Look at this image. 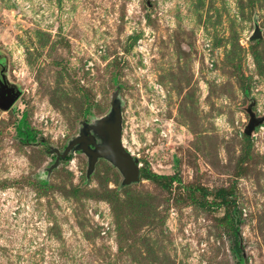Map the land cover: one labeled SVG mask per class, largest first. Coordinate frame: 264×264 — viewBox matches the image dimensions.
Returning a JSON list of instances; mask_svg holds the SVG:
<instances>
[{"label": "rangeland", "instance_id": "374dc122", "mask_svg": "<svg viewBox=\"0 0 264 264\" xmlns=\"http://www.w3.org/2000/svg\"><path fill=\"white\" fill-rule=\"evenodd\" d=\"M0 54L23 91L0 109V264H264V122L244 132L251 103L264 115V0H0ZM117 90L125 146L170 190L104 159L87 178L82 151L48 175ZM221 188L235 208L198 203Z\"/></svg>", "mask_w": 264, "mask_h": 264}, {"label": "water", "instance_id": "95a60500", "mask_svg": "<svg viewBox=\"0 0 264 264\" xmlns=\"http://www.w3.org/2000/svg\"><path fill=\"white\" fill-rule=\"evenodd\" d=\"M262 37V29L256 24L250 39L258 40ZM22 93L20 87H10L6 82H2L0 84V109L10 110L22 96ZM247 111L250 117L244 132L251 136L256 128L263 124L264 115L260 116L256 113L253 109V103L248 106ZM123 121L122 99L119 90H117L112 95L109 112L93 121L84 122L79 133L68 141L64 150L50 146L48 151L57 156L55 162L48 168V175L59 167L62 160L66 159L69 154L82 151L88 158L87 178H90L95 172L98 161L104 159L122 174L123 185L139 182L142 164L139 157L125 146Z\"/></svg>", "mask_w": 264, "mask_h": 264}, {"label": "trees", "instance_id": "16d2710c", "mask_svg": "<svg viewBox=\"0 0 264 264\" xmlns=\"http://www.w3.org/2000/svg\"><path fill=\"white\" fill-rule=\"evenodd\" d=\"M258 58V56H257ZM245 93L249 94V90L247 88H245ZM27 114L24 113L21 117V119L19 120V124H18V134L20 135L22 142L24 143H29V142H36L38 141V137H37V132L35 130H32L28 123H27ZM247 138H249L248 135H246ZM251 148L250 145L245 148L244 152H243V156H242V162L247 161V159H249V157L251 156ZM72 155H69L65 161H68L70 159ZM141 176L147 179H151L155 182H158L160 184V186L163 189L166 190H170L172 188L173 182L178 180L176 175H165V174H158L156 172L151 171L148 166H144L142 167L141 170ZM47 181L44 180L42 181V183H46ZM194 193V192H193ZM206 194V193H205ZM204 194V195H205ZM235 192L232 188H221L217 191V193L215 194L214 200L210 202H208V200L205 199H200L198 200V203H200L203 207H212L213 205H217L219 207H225L227 208H235L236 204H237V199ZM192 198H195L196 196L192 195ZM212 205V206H211ZM227 219L228 221L231 223L234 234H235V244H234V249H235V255L237 257L238 260H244V255H243V250L242 247L240 245V240H239V234H238V230L239 228L237 227L238 225V218L236 216V214L233 216L232 212H228L227 214Z\"/></svg>", "mask_w": 264, "mask_h": 264}, {"label": "flooded vegetation", "instance_id": "af4514ba", "mask_svg": "<svg viewBox=\"0 0 264 264\" xmlns=\"http://www.w3.org/2000/svg\"><path fill=\"white\" fill-rule=\"evenodd\" d=\"M2 55L0 54V84L2 82H6L8 84V86L12 87V86H16V87H20L16 82H13L8 75V70H7V64H5V62L2 60ZM5 77V80H4ZM67 145V144H66ZM66 147V146H65ZM64 147V148H65ZM64 148L62 150H64ZM55 155V159H56V154ZM101 160V159H100Z\"/></svg>", "mask_w": 264, "mask_h": 264}]
</instances>
